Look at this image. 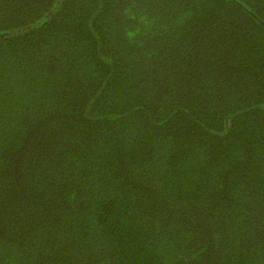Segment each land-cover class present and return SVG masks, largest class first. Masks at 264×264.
Returning <instances> with one entry per match:
<instances>
[{
	"label": "trees",
	"instance_id": "obj_1",
	"mask_svg": "<svg viewBox=\"0 0 264 264\" xmlns=\"http://www.w3.org/2000/svg\"><path fill=\"white\" fill-rule=\"evenodd\" d=\"M0 264H264V0H0Z\"/></svg>",
	"mask_w": 264,
	"mask_h": 264
}]
</instances>
